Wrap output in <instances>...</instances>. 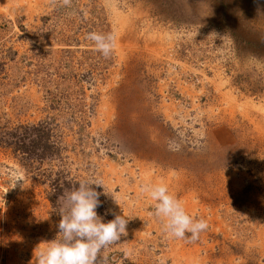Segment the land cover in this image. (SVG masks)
<instances>
[{
	"label": "rangeland",
	"instance_id": "374dc122",
	"mask_svg": "<svg viewBox=\"0 0 264 264\" xmlns=\"http://www.w3.org/2000/svg\"><path fill=\"white\" fill-rule=\"evenodd\" d=\"M85 179L129 219L99 264H264V0H0V264H35ZM160 183L196 242L154 216Z\"/></svg>",
	"mask_w": 264,
	"mask_h": 264
},
{
	"label": "clouds",
	"instance_id": "9594fccd",
	"mask_svg": "<svg viewBox=\"0 0 264 264\" xmlns=\"http://www.w3.org/2000/svg\"><path fill=\"white\" fill-rule=\"evenodd\" d=\"M69 2L64 0L66 5ZM86 39L104 58H109L116 47V36L112 33L92 31L87 33ZM178 149L179 145H176L175 150ZM18 181L22 180L12 178L14 185ZM77 184L59 197L62 203L57 235L35 249V264H99L101 253L127 234V217L114 215V219L105 222L104 216L97 212L102 207L101 195H110L102 182L85 179ZM21 187L24 188L23 184ZM98 187L104 192L97 191ZM140 191L156 202L153 214L162 220L163 230L169 238L194 243L208 229L207 220L189 215L168 185L145 184Z\"/></svg>",
	"mask_w": 264,
	"mask_h": 264
},
{
	"label": "trees",
	"instance_id": "16d2710c",
	"mask_svg": "<svg viewBox=\"0 0 264 264\" xmlns=\"http://www.w3.org/2000/svg\"><path fill=\"white\" fill-rule=\"evenodd\" d=\"M31 150H33V147H32V149ZM25 152H29V151H25ZM32 152V151H31ZM30 154V153H29Z\"/></svg>",
	"mask_w": 264,
	"mask_h": 264
}]
</instances>
